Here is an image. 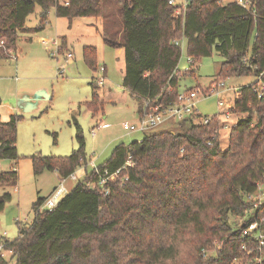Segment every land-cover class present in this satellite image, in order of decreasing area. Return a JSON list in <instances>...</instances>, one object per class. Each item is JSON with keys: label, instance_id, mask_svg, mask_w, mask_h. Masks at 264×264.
<instances>
[{"label": "trees", "instance_id": "16d2710c", "mask_svg": "<svg viewBox=\"0 0 264 264\" xmlns=\"http://www.w3.org/2000/svg\"><path fill=\"white\" fill-rule=\"evenodd\" d=\"M252 2L253 9L245 10L230 1L192 0L184 15L173 19L167 0H68L67 5L63 0H0V59L16 52L19 34L41 30L52 7L69 22L100 20L105 46L122 48L121 86L138 102L139 115L157 103L174 101L180 92L181 47L174 40L185 41L193 60L190 75L195 62L215 52L223 57L215 80L256 78L237 88L228 117L196 113L176 122L185 126L179 132H146L139 142L115 146L97 167L112 173L130 157L132 166L121 172L128 175L123 184L90 189L85 181L96 174L86 167L51 210L39 212L45 199L37 198L32 223L20 226L8 244L17 264H257L255 242L241 238L254 221L263 220L264 231V202L254 208L249 199L264 181V0ZM36 5L41 8L39 27L28 28L26 19ZM111 5L120 15V43L115 41L116 24L105 12ZM82 55L95 70L96 48L83 46ZM94 83L91 79L86 107L97 116L103 108ZM19 119H0V160L18 159ZM75 138L78 148L68 156H33V173L54 171L67 178L85 165L79 130ZM16 183L15 168L0 172V187ZM10 199L9 193L0 195V212ZM213 246L215 255L204 257L202 249Z\"/></svg>", "mask_w": 264, "mask_h": 264}, {"label": "rangeland", "instance_id": "374dc122", "mask_svg": "<svg viewBox=\"0 0 264 264\" xmlns=\"http://www.w3.org/2000/svg\"><path fill=\"white\" fill-rule=\"evenodd\" d=\"M53 9H49L48 21L44 27L31 33L30 41L19 34L16 52L8 59H0V119L8 120L9 113L20 116L16 125L18 159L16 162L0 160V172L13 168L17 172L15 186L0 187V195H11L10 201L0 212V236L4 234L8 241L17 237L20 226L32 223V204L37 198L49 199L55 207L65 196L57 199L61 192L75 184L67 179L60 185L61 178L54 171L45 170L35 175L31 163L33 156H68L78 148L75 136L79 130L84 140L86 164L89 169L90 162L98 165L107 161L113 147L121 143L127 144L131 139L140 140L145 134L122 129L123 122L136 119V112L134 104L121 86L120 65L123 57L119 56L117 49L103 44L100 20L92 18L90 23L87 17L78 18L68 27L67 20L56 18L51 12ZM40 11L41 8L36 5L34 12L26 20V26L39 27ZM105 12L109 14V21L116 24L119 32L115 41L120 43L119 11L111 5ZM57 35H66V48H63L62 40ZM85 45H93L96 48L95 70L90 69L83 61L82 49ZM68 51L71 52L72 58H66ZM222 61L223 57L213 52L209 57L195 62L194 74L190 75V58L187 56L186 46L183 45L177 67L180 90H204L216 77ZM61 67L64 68L62 74L59 73ZM101 67H105L104 73L101 72ZM92 77L94 84L103 78L102 84L96 85L103 108V113L99 116H92L86 107L93 90ZM255 81L256 78L252 76L227 77L219 95L204 97L200 94L196 99V108L202 116H214L220 110L217 107L218 100L232 104L236 98L235 89ZM39 90H44L49 98L39 99L31 112H21L17 106L18 99L24 95L33 96ZM97 123L107 124L109 127L96 130ZM184 127L176 122L166 121L148 132L176 133ZM93 129L94 135L91 132ZM226 145L225 137L222 147ZM75 174L81 177V169L77 168ZM5 261L12 264L13 258L6 255Z\"/></svg>", "mask_w": 264, "mask_h": 264}, {"label": "built area", "instance_id": "2783aa9c", "mask_svg": "<svg viewBox=\"0 0 264 264\" xmlns=\"http://www.w3.org/2000/svg\"><path fill=\"white\" fill-rule=\"evenodd\" d=\"M192 0H167V4L171 6L173 13V19H178L179 17L183 16L187 7L189 6ZM219 3H223L226 1L234 2L238 6L242 7L245 10L253 9V2L252 0H217ZM64 5L68 4V0H63ZM174 45L182 47L185 45L184 39L174 40ZM3 44V41H0V45ZM66 58H72L71 53L66 54ZM190 64H193V60L190 59ZM64 68L61 67L59 69V73L62 74ZM101 71L104 69L101 67ZM190 70V68H189ZM103 78H100L97 83H102ZM263 84L260 85V89L263 88ZM224 87L223 80H215L213 79L208 86L202 90L199 88H192L186 90H180L176 99L172 102L167 104L157 103L155 106H151L147 112H144L142 115L139 116L138 121L136 124H131L129 122H124L122 127L124 130L128 132H148L152 129L164 124L166 121H173L178 122L182 119L189 117L191 115H195L199 113L196 108V99L201 94L204 97L210 96L215 94L216 96L219 95L221 89ZM258 89L257 91H259ZM235 95L237 97L238 90L235 89ZM233 104V103H232ZM232 104H225L223 101H217V107L220 109L219 114L222 113L225 117L229 115V109L231 108ZM204 123L208 122V118L203 119ZM102 128L101 125H97L95 127L96 130ZM95 129L91 132L92 134L95 133ZM212 140V139H211ZM211 140L207 142L208 145L211 144ZM133 164L130 157L127 158L124 165L112 172L109 173L107 169L99 170L97 165L93 162L89 163L88 170H94L96 174V179L86 180L85 186L94 189L95 187H103V185L111 184V183H118L123 184L124 181L128 179V175L125 174L121 176V172L126 170L127 168L131 167ZM88 164L81 165L78 168L81 169L83 173L84 169L87 167ZM82 175V174H81ZM78 177L75 172L69 175L67 178L60 179V185H62L67 179H70L74 182H77ZM264 180V175H263ZM109 193V189L104 190V194L107 195ZM67 194V193H65ZM64 194V195H65ZM249 199L253 202L254 208L261 207L262 203L264 202V181L262 183L257 184V189L249 196ZM54 207V204L49 199H45L43 204L38 208V211L41 212L42 210H51ZM263 220L257 222L254 221L247 226L244 227L241 233L242 240L244 239H251L255 242V247L253 249L256 250L257 254L254 256L253 261L257 264H264V231L261 228V222ZM21 225V224H20ZM9 241L5 239L4 234L0 236V260H5L6 255H10L13 258L12 264H17L16 259L13 257V251L8 247ZM217 247H207L202 249V255L204 257L208 255H215ZM251 249L247 251L250 253Z\"/></svg>", "mask_w": 264, "mask_h": 264}, {"label": "crops", "instance_id": "0c3cea01", "mask_svg": "<svg viewBox=\"0 0 264 264\" xmlns=\"http://www.w3.org/2000/svg\"><path fill=\"white\" fill-rule=\"evenodd\" d=\"M53 14H54V16L56 17V18H59V17H57L56 16V14H55V9H53L52 11H51ZM49 15V12H48V14H47V16ZM28 18V17H27ZM48 18V17H47ZM63 19H66V18H63ZM78 18H76V19H73L71 22H69L67 19V23H68V27H70V24H72L73 22H74V20L76 21ZM27 20V19H26ZM58 20V19H57ZM47 21H48V19H47ZM89 21H90V23L92 22V18H89ZM26 25V24H25ZM89 25H91V24H89ZM26 27H28V26H26ZM28 28H30V27H28ZM23 35V38L25 39V40H31V37H30V35H31V33H23L22 34ZM100 35H102V34H100ZM59 38H61V42H62V44H63V47L64 48H66V44H67V37H66V35H57ZM102 37V36H101ZM102 40H103V37H102ZM103 44H104V41H103ZM105 45V44H104ZM85 46H93V45H85ZM93 47H95V46H93ZM107 47V46H106ZM115 49H117V52L119 53V56H121V57H123V51H122V48H119V47H117V48H115ZM68 53H71L70 51H68ZM104 66V65H103ZM104 70L103 71H101V72H103L104 73V71H105V67H102ZM120 68H121V73H122V77H123V73H124V63H123V59H122V61H121V65H120ZM91 79H94L93 77L91 78ZM98 80V79H97ZM97 82V81H96ZM102 83H97V85L99 86V85H101ZM123 88V87H122ZM124 89V88H123ZM124 91L127 93V95L129 96V98H130V100H131V102H132V104H134V111L136 112V119L135 120H133L132 122H129V123H131V124H136L137 123V121H138V118H139V112H138V102L136 101V100H134V99H132L131 97H130V95H129V93L124 89ZM47 94V93H46ZM9 115H12V113H9ZM97 116H99V114L97 115ZM125 122H128V121H125ZM124 123V122H123ZM122 123V124H123ZM97 125H101V127L102 128H100V129H104V128H107V127H109V125H107V124H103V123H97L96 124V126ZM94 128V127H93ZM122 129H123V127H122ZM99 130V129H98ZM124 130V129H123ZM95 134V133H94ZM94 134H92V135H94ZM127 134H129V133H127ZM141 140V139H140ZM140 140H135V139H131L128 143H130V142H133V141H137V142H139ZM127 143V144H128ZM122 144V143H121ZM114 148V147H113ZM113 150V149H112ZM98 165H99V163H98ZM72 187H70V188H67L66 187V189L64 190V191H62L61 192V194L57 197V199H60V197H62L65 193H68L69 191H70V189H71ZM58 201V200H57Z\"/></svg>", "mask_w": 264, "mask_h": 264}, {"label": "water", "instance_id": "95a60500", "mask_svg": "<svg viewBox=\"0 0 264 264\" xmlns=\"http://www.w3.org/2000/svg\"><path fill=\"white\" fill-rule=\"evenodd\" d=\"M49 98V95L46 94L44 90L37 91L33 96L24 95L19 98L17 101L18 109L23 113L31 112L36 106V102L39 99Z\"/></svg>", "mask_w": 264, "mask_h": 264}]
</instances>
